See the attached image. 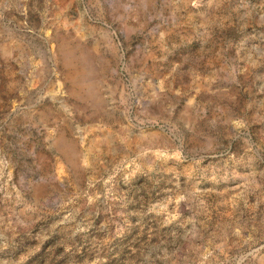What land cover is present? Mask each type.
Instances as JSON below:
<instances>
[{
  "label": "rangeland",
  "instance_id": "374dc122",
  "mask_svg": "<svg viewBox=\"0 0 264 264\" xmlns=\"http://www.w3.org/2000/svg\"><path fill=\"white\" fill-rule=\"evenodd\" d=\"M0 264H264V0H0Z\"/></svg>",
  "mask_w": 264,
  "mask_h": 264
}]
</instances>
